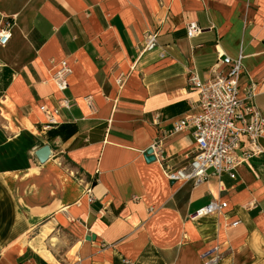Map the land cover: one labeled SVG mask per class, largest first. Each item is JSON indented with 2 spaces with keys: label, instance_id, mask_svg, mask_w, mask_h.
<instances>
[{
  "label": "crops",
  "instance_id": "obj_1",
  "mask_svg": "<svg viewBox=\"0 0 264 264\" xmlns=\"http://www.w3.org/2000/svg\"><path fill=\"white\" fill-rule=\"evenodd\" d=\"M192 22L201 33L189 39ZM7 23L0 264H207L216 247L217 264H264V154L234 179L198 186L165 172L194 156L192 128L171 134L200 113L191 74L204 83L222 58L242 56L241 95L255 86L264 116V0H0V28ZM149 34L156 46L141 52ZM63 61L72 75L61 92ZM42 107L57 121L47 130ZM46 145L53 155L42 164L35 152ZM214 199L227 207L192 218Z\"/></svg>",
  "mask_w": 264,
  "mask_h": 264
},
{
  "label": "built area",
  "instance_id": "obj_2",
  "mask_svg": "<svg viewBox=\"0 0 264 264\" xmlns=\"http://www.w3.org/2000/svg\"><path fill=\"white\" fill-rule=\"evenodd\" d=\"M12 27L7 23L0 28V46L5 47L10 42L13 35ZM200 33L201 29L196 22L188 25L189 39ZM155 46L156 35L149 34L142 43L141 52L153 49ZM242 59V56L236 59L225 56L220 61L225 68L221 71L216 70L215 76L204 83L196 74L190 75L188 82L199 94L200 113L188 115L174 123L171 134L192 128L196 148L194 156L185 167L173 169L165 166L166 176L170 181L193 182L198 186L210 177L220 178L224 173L234 179L238 165L246 159L264 154V145L260 144V140H264V116L255 104V86H251L245 96H242L240 91L244 69ZM71 75L72 68L67 61H63L54 75L55 84L61 92L69 88L68 80ZM118 83L122 85L123 80L119 79ZM63 106L71 108L67 100L64 101ZM42 111L47 115L46 130L57 125L53 113L46 107H42ZM238 151H242V154ZM158 153L165 161L164 152L160 149ZM85 194L90 203L94 201L91 186L86 188ZM226 207L227 203L214 199L198 210L192 218L219 213ZM239 224L240 222L236 221L232 226L236 227ZM208 257L211 259L207 264H217L221 259L219 248L212 249L206 255V258Z\"/></svg>",
  "mask_w": 264,
  "mask_h": 264
},
{
  "label": "water",
  "instance_id": "obj_3",
  "mask_svg": "<svg viewBox=\"0 0 264 264\" xmlns=\"http://www.w3.org/2000/svg\"><path fill=\"white\" fill-rule=\"evenodd\" d=\"M53 155V152L50 148V146L46 145L43 146L42 148L38 149L35 152V156L37 157V159L39 160L40 163H45L46 161H48ZM146 159L148 162H152L156 160V157L154 156V149L153 148H149L146 153Z\"/></svg>",
  "mask_w": 264,
  "mask_h": 264
}]
</instances>
